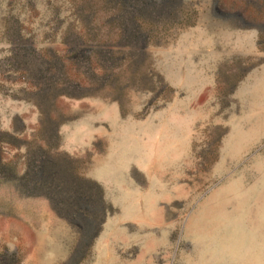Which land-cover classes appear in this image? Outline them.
Returning <instances> with one entry per match:
<instances>
[{
    "label": "rangeland",
    "instance_id": "obj_1",
    "mask_svg": "<svg viewBox=\"0 0 264 264\" xmlns=\"http://www.w3.org/2000/svg\"><path fill=\"white\" fill-rule=\"evenodd\" d=\"M0 264H264V0H0Z\"/></svg>",
    "mask_w": 264,
    "mask_h": 264
},
{
    "label": "trees",
    "instance_id": "obj_2",
    "mask_svg": "<svg viewBox=\"0 0 264 264\" xmlns=\"http://www.w3.org/2000/svg\"><path fill=\"white\" fill-rule=\"evenodd\" d=\"M35 168L34 166H32ZM36 171H37V177L36 182L37 184H43V185H48V181L50 180V175L52 174L51 170H48L46 165L42 162L36 166ZM32 175V174H31ZM33 178V175H32ZM32 180V179H31Z\"/></svg>",
    "mask_w": 264,
    "mask_h": 264
}]
</instances>
